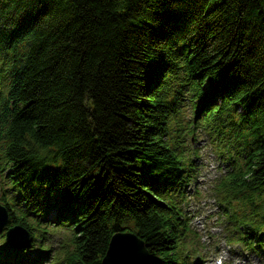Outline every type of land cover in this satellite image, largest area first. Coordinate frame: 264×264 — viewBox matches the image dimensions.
Masks as SVG:
<instances>
[{
    "label": "trees",
    "instance_id": "obj_1",
    "mask_svg": "<svg viewBox=\"0 0 264 264\" xmlns=\"http://www.w3.org/2000/svg\"><path fill=\"white\" fill-rule=\"evenodd\" d=\"M201 134L227 167L212 186L227 241L264 254V0H0V203L30 236L15 249L1 231L0 264L36 245L101 264L120 231L146 264H196Z\"/></svg>",
    "mask_w": 264,
    "mask_h": 264
},
{
    "label": "rangeland",
    "instance_id": "obj_2",
    "mask_svg": "<svg viewBox=\"0 0 264 264\" xmlns=\"http://www.w3.org/2000/svg\"><path fill=\"white\" fill-rule=\"evenodd\" d=\"M186 152L196 172L194 179L184 188L187 193L184 209L191 219L190 226L193 230L191 243L194 247L198 246L201 251V256L193 254L191 261L197 262L196 264H216V259H221L222 264H264V254L258 255L249 251L242 243L227 241V228L220 218L212 192L217 177L223 174L227 167L212 149L208 135L201 134L187 142ZM195 190L198 193H195ZM49 215L53 217L55 212L52 210ZM6 226L1 231L4 232ZM51 233L46 235L43 243H46L48 248L51 246V250L54 251L58 248L62 232ZM46 250L45 247L42 249L36 245V248L21 253L18 264H31L36 260L48 264L47 260L50 259L52 252H48V257L44 258Z\"/></svg>",
    "mask_w": 264,
    "mask_h": 264
},
{
    "label": "water",
    "instance_id": "obj_3",
    "mask_svg": "<svg viewBox=\"0 0 264 264\" xmlns=\"http://www.w3.org/2000/svg\"><path fill=\"white\" fill-rule=\"evenodd\" d=\"M8 213L0 203V231L8 223ZM28 231L21 225L9 226L5 230L8 247L24 248L30 241ZM135 253V254H134ZM149 255L143 241L131 232H117L110 238L101 264H146Z\"/></svg>",
    "mask_w": 264,
    "mask_h": 264
}]
</instances>
